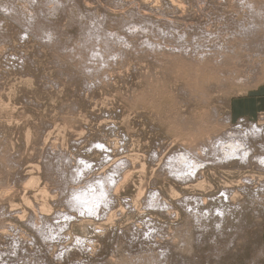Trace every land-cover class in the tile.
I'll return each mask as SVG.
<instances>
[{"label": "rangeland", "instance_id": "rangeland-1", "mask_svg": "<svg viewBox=\"0 0 264 264\" xmlns=\"http://www.w3.org/2000/svg\"><path fill=\"white\" fill-rule=\"evenodd\" d=\"M237 1L0 0V264H264L261 164L204 154L220 138L264 127L259 114L253 126H238L228 108L231 99L264 87V55L253 60L258 81L250 75L213 89L217 80L203 75L212 89H197L194 98L183 90V68L165 62L179 47L188 58L206 45L197 43L208 29L218 34L247 23ZM38 24L47 27L36 32ZM82 26L97 35L90 29L87 37ZM85 38L106 44L98 61ZM258 137L248 136L264 143V134ZM173 160L181 170L171 168ZM96 183L106 193H96ZM69 196L81 199L67 204ZM82 201L87 207L75 204Z\"/></svg>", "mask_w": 264, "mask_h": 264}, {"label": "bare ground", "instance_id": "bare-ground-1", "mask_svg": "<svg viewBox=\"0 0 264 264\" xmlns=\"http://www.w3.org/2000/svg\"><path fill=\"white\" fill-rule=\"evenodd\" d=\"M233 1V0H232ZM237 1V0H236ZM237 2H240L239 4L241 5V7L240 8H245L246 10L244 11V15H245V19H248V21H247V23H244L243 21H240V22H238L237 23V26H235L234 27V29H231L233 26L232 25H230V26H232V27H229V28H226V27H223V29H222V31L220 32V33H218V34H216V33H214V32H210V30L208 31H206V32H203V34H204V36L203 37H205V36H207V38H203L202 37V39H200V42H198L197 44H200V43H202L203 41H205L206 42V45H200V46H198V47H196V49H193V52H192V54L190 55V57H185L184 55L186 54V52L187 51H189V50H185V48H182V47H179V50H178V52L175 50V52L174 53H176V54H173V53H171L170 52V55L167 57V59H166V64H167V69H169L168 68V64L171 62V61H173V60H176L177 61V65H178V67H176V69H178L179 67H181V69L183 68V71H184V75L186 74V76H185V78H184V80H186L185 81V87H183V90H186V92H187V90L190 92V95H191V93L193 94V92H196L197 91V89L200 91L199 93H201V94H203L204 95V93L206 92V91H209L208 90V88H211L210 86H203V79H202V77L201 76H203V75H205L206 76V78H211V79H215V80H217V81H214V82H216V83H218V85L217 86H215V85H213L212 86V84H211V86L213 87V89L214 88H222V86H223V84L225 83V86H223V87H226V81L227 80H229L230 82H235L236 83V85L237 84H239L238 82H247V79L250 77V75H251V78L253 77V75H254V73L256 72H259V69H260V67L259 68H257V67H253V60L254 59H258L259 58V56L260 55H262V56H260V57H263V55H264V0H238ZM236 2V3H237ZM233 3V2H232ZM234 4V3H233ZM237 6H238V4H237ZM236 6V7H237ZM234 8V7H233ZM234 10V12L235 11H237V10H235V9H233ZM232 11V10H231ZM233 12V13H234ZM232 13V12H231ZM230 13V14H231ZM235 13H237V12H235ZM233 15V14H232ZM242 15H243V13H242ZM234 16H235V14H234ZM233 17V16H232ZM236 17V16H235ZM243 17V16H242ZM228 18H229V16H228ZM237 18V17H236ZM227 19V18H226ZM32 20V19H31ZM229 20V19H228ZM234 20H236V19H234ZM239 20V19H238ZM241 20V19H240ZM244 20V19H243ZM33 21V20H32ZM226 21V20H225ZM28 22V21H27ZM230 23H232L231 22V20H230ZM88 24V23H87ZM229 24V23H228ZM45 24H43V25H41V27H43ZM86 25V24H85ZM234 25V24H233ZM29 26V25H28ZM87 26H89V24L87 25ZM227 26H229V25H227ZM39 24L37 25V31L36 32H38L39 30H42V29H44V28H41V27H39ZM44 27H47V25H45ZM83 27V26H82ZM86 26H84L83 28H85ZM27 28V27H26ZM30 28H32V27H30ZM29 28V29H30ZM33 28H34V26H33ZM32 28V29H33ZM36 28H34V29H36ZM52 28V27H51ZM82 28V29H83ZM39 29V30H38ZM48 30H51V29H49V28H47ZM87 28H85V29H83V33H84V30H86ZM90 29H91V31H92V28L91 27H89V30H86L87 31V33L85 34L87 37L89 36L90 37V35H92V37H93V35H94V37H95V34H93V31H92V33H90V35L88 34L89 32H90ZM28 30V29H27ZM204 30V29H203ZM46 31V30H45ZM41 32V31H40ZM52 32V31H51ZM45 32H44V30H43V32L41 33V34H44ZM48 32H46V34H47ZM82 33V34H83ZM164 33V31L162 32V34ZM40 34V35H41ZM192 34H198V33H192ZM38 35H39V33H38ZM97 35V34H96ZM43 36H45V35H42V37ZM85 36V37H86ZM162 36V35H161ZM167 36V35H166ZM194 36V35H193ZM126 37H128V36H126ZM196 37H199V35L197 36L196 35ZM41 38V37H40ZM44 38V37H43ZM42 38V39H43ZM80 38H82V40L84 39L83 38V36H81ZM96 38H98V36H96ZM94 39L95 41H91L92 40V38H91V40H87V38H85L86 40L85 41H87L84 45H86L87 43H88V41L92 44V42H94L92 45H94V47H90L89 49V52H91L90 54H91V56H93V58L94 59H96L97 61H98V57H102V54L107 50V47H106V44H104V43H106V42H108V41H106V39H104L103 37H102V39H100L101 38V36H99V38L98 39H100L101 41H103V39H104V43H102L100 40H99V42H98V40L97 39ZM168 38V37H167ZM167 38H165V39H163L162 40V42L164 41V43H166V41L168 40ZM171 38H173V37H171ZM175 38V37H174ZM199 38H201V37H199ZM89 39V38H88ZM110 38H108V40H109ZM180 39V38H179ZM45 40H47V37H46V39ZM115 40V39H114ZM126 40V39H125ZM172 40V39H171ZM171 40H169L168 42H170ZM176 40V39H175ZM178 40V39H177ZM197 40V39H196ZM195 40V41H196ZM50 41H54L55 42V40H50ZM49 41V42H50ZM80 41V40H79ZM106 41V42H105ZM110 41V40H109ZM148 41V40H147ZM152 41V40H151ZM150 41V42H151ZM181 41H186V40H183V39H181ZM198 41V40H197ZM83 42H81L82 44H83ZM95 42H97V43H95ZM167 42V43H168ZM172 42H173V40H172ZM180 42V41H179ZM187 42V41H186ZM81 43H79V46H80V44ZM102 44L101 45V47H102V49H101V47H98L97 48V44L98 45H100V44ZM136 43V42H135ZM143 43V42H142ZM141 43V44H142ZM152 43V42H151ZM150 43V44H151ZM157 43V42H156ZM159 43H161V41L159 42ZM163 43V44H164ZM166 43V45H168L167 47H169V45L170 46H172L171 45V42L169 43V44H167ZM204 43V42H203ZM50 44H52V43H50ZM81 44V45H82ZM125 44V43H124ZM126 44H128V43H126ZM145 44H146V41H145ZM154 44V43H153ZM162 44V43H161ZM173 44H175V43H173ZM182 44H184V43H182ZM189 43H187V45H188ZM193 44H195V43H193ZM56 45V44H55ZM55 45H53L54 47H55ZM138 45V44H137ZM152 45V44H151ZM160 45V44H159ZM51 46V45H50ZM52 46V47H53ZM117 46V45H116ZM126 46V45H125ZM124 46V47H125ZM130 46H132L131 45V42H130V45H128V46H126V48L127 47H129L130 48ZM139 46V45H138ZM137 46V47H138ZM144 46V44L142 45V47ZM147 46V45H146ZM146 46H144V48L146 47ZM154 46V45H153ZM163 46H165V45H163ZM163 46H162V48H163ZM181 46V45H180ZM61 47H62V45H61ZM66 48V46H63V48ZM120 47V46H119ZM118 47V48H119ZM121 47H123V46H121ZM123 47V48H124ZM141 47V48H142ZM150 47V46H149ZM152 47V46H151ZM155 47V46H154ZM158 47V46H157ZM174 47H176V45L174 46ZM178 47V46H177ZM64 48V49H65ZM82 48V47H81ZM80 47H79V49H81ZM85 48V47H84ZM87 48V47H86ZM117 49V47H115L114 46V49ZM156 48V47H155ZM155 48H153V50H155ZM162 48H160V49H162ZM165 48H166V46H165ZM110 49V48H109ZM140 49V48H139ZM146 49H148V47L146 48ZM168 49V48H167ZM117 50H119V49H117ZM131 50H134V48H132ZM153 50L151 51V49L149 48V50L148 51H151V52H153ZM170 50V49H169ZM172 50H174V49H172ZM199 50V51H198ZM64 51V50H63ZM116 51V50H115ZM115 51H112V52H115ZM140 51V50H139ZM147 51V50H146ZM147 51V52H148ZM155 51H157V50H155ZM161 51V50H160ZM165 51H167V50H165ZM65 52V51H64ZM66 52H68V50H66ZM78 52V51H77ZM119 52H120V50H119ZM191 52V51H190ZM193 53H194V55H193ZM117 54V53H116ZM172 54L174 55V56H172ZM117 55H120V53L119 54H117ZM188 55V54H187ZM143 56V55H142ZM149 57V56H148ZM147 56L145 57V58H148ZM152 57V56H151ZM70 58V57H69ZM105 59V58H104ZM107 59H108V57H107ZM111 60H113V59H110V61ZM162 60V59H161ZM263 60V63H264V58L262 59ZM259 61V60H258ZM103 62V61H102ZM107 62V61H106ZM159 62H160V60H159ZM165 62H163V63H165ZM260 62V61H259ZM259 62H257V60H256V63L258 64L257 66H261V65H263V63H261V65H259ZM98 63V62H97ZM99 63H100V61H99ZM98 63V66L99 65H101V64H99ZM163 65V64H162ZM100 67V66H99ZM262 67H264V66H262ZM261 67V68H262ZM87 68V67H86ZM170 69H172V68H170ZM263 69V68H262ZM262 69H260L261 70V72L263 71L264 72V70H262ZM171 71V70H170ZM169 71V72H170ZM168 72V73H169ZM172 72H175L174 70L172 71ZM260 72V73H261ZM64 73V72H63ZM259 73V74H260ZM258 74V73H257ZM258 74V75H259ZM262 74H264V73H262ZM261 74V75H262ZM263 76V75H262ZM93 77H95V76H93ZM205 78V79H206ZM250 78V79H251ZM257 78V81H258V79H260V77L258 78L257 77V75H254V80ZM249 79V80H250ZM223 80H226V81H223ZM262 80V79H261ZM260 80V81H261ZM252 81V80H251ZM208 82V81H207ZM221 82H224V83H220ZM249 82V81H248ZM250 83V82H249ZM206 84V83H205ZM219 84L220 85H222L221 87H219ZM242 84H244L245 85V83H241V85ZM251 84V83H250ZM249 84V85H250ZM253 84V83H252ZM256 84V83H255ZM247 85V84H246ZM249 85H247V86H249ZM199 86V87H198ZM215 86V87H214ZM251 86V85H250ZM196 87H198V88H196ZM205 87V89H203L202 90V88H204ZM185 88V89H184ZM200 88V89H199ZM180 89H181V87H180ZM212 89V88H211ZM184 93H185V91H183ZM188 92V93H189ZM188 93H185L186 95L185 96H187V94ZM189 95V94H188ZM189 95V96H190ZM193 95H195V94H193ZM193 95H191L192 97H193ZM206 95V94H205ZM205 99H206V97L205 96H203ZM194 98V97H193ZM203 101H206V100H204L203 99ZM259 118H263V121H264V114L262 113V112H260L259 113ZM184 119V118H183ZM214 120H215V118H213ZM227 122H229V120L231 121V115H230V113H228L227 114ZM237 123H238V126L240 125V124H242V126H244L243 124H247L248 126H249V123H250V125H252L253 126V124H251V123H253V122H251L250 120H248V119H245V118H240L238 121H237ZM258 124V123H257ZM257 124H255V125H257ZM246 125V126H247ZM196 127V126H195ZM250 127V126H249ZM249 127L248 128H245V129H248L249 131H247V132H244L243 130H241V135H239V133H240V131L238 132L237 130V133H238V136H241L240 138L239 137H235V134H237V133H235L236 131H234V132H232L233 130H234V128L232 129V131H230V128H229V131L230 132H232V134L233 133H235L234 134V136H232L231 138H229V139H227L226 137H225V139L224 138H220L219 139V145H217L218 143H216V144H213L214 146H213V148H210V150H207L204 154H206L207 152V154H206V156L209 154H211L213 157H216V158H219V160L221 161H225V160H229V159H233L232 157H235V158H237V159H239L238 161H241V159L242 158H244V160H246L245 159V157H247L248 158V160L249 161H257V163L258 164H261V166L259 165L258 166V164L256 165V166H258V170L259 171H261L262 172V170H264V143H258V144H251V141H250V138H248V136H250L251 138L252 137H254V138H257L258 136L257 135H259V137H260V133H263L264 134V127L262 128L261 126V128H257V127H255L254 129H253V127L252 128H250V129H252V130H250L249 129ZM198 128V127H197ZM203 128V127H202ZM236 129V128H235ZM261 129L263 130V132L261 131ZM192 130V129H191ZM217 130V129H216ZM223 131V130H222ZM244 133H243V132ZM246 131V130H245ZM197 132V131H196ZM216 132H218V131H216ZM219 132H221V131H219ZM218 132V133H219ZM229 132V133H230ZM190 133V132H189ZM224 134H225V132H223ZM196 134V133H195ZM194 134V135H195ZM224 134H222V135H224ZM231 134V133H230ZM245 135L247 138H244V137H242L243 135ZM192 136H193V134H191ZM213 135H215V134H213ZM213 135H211V136H213ZM216 135H218V136H220L219 134H216ZM252 135V136H251ZM192 136H190V137H192ZM257 136V137H256ZM258 137V138H259ZM209 138V137H208ZM213 138H214V136H213ZM210 139V138H209ZM215 139V138H214ZM244 139H246V140H248V141H250V142H246V141H244ZM212 140V139H211ZM216 140V139H215ZM208 141V140H207ZM221 141V142H220ZM243 141V142H242ZM210 142V141H209ZM215 142H217V141H214L213 143H215ZM203 144V142L201 143H199V145H198V143L195 145V144H193V145H195V147H193V145H192V147H193V150H195V152L198 150H200L201 151V145ZM209 144V146H211L210 145V143H208ZM225 144V145H224ZM245 146L244 148H242V146ZM247 145H248V147H247ZM255 146H258L259 148H260V150H262V151H260V150H258V151H260L261 152V154H260V152H258V151H253L254 149H255ZM191 147V146H190ZM191 147V148H192ZM204 148V147H203ZM241 148H242V150H241ZM245 149V150H244ZM181 151H183L182 150V148L180 149ZM189 150H190V148H189ZM192 150V149H191ZM240 150V151H239ZM177 154H178V152H176ZM251 153H254V154H251ZM197 154V153H196ZM173 156V155H172ZM184 156H186L185 155V152H184ZM195 156V155H194ZM238 156V157H237ZM179 158H181V156L179 157ZM178 158V159H179ZM199 159V158H198ZM209 159V158H208ZM251 159V160H250ZM181 160V159H180ZM197 160V159H196ZM195 160V161H196ZM201 157H200V162H201ZM214 160V159H213ZM213 160H211V162L213 161ZM218 160V159H217ZM218 160V161H219ZM198 161V160H197ZM208 161H210V160H208ZM220 161H219V163H220ZM173 162H175L174 160L173 161H171V162H169L170 164V166H171V163H172V165H173ZM179 162V161H178ZM193 162H194V159H193ZM246 162V161H245ZM168 163V161L166 162V164ZM183 163V162H182ZM187 163H190V160L187 162ZM186 163V164H187ZM210 163V162H209ZM213 163V162H212ZM215 163V162H214ZM224 163V162H223ZM241 163H243V161L241 162ZM249 163V162H248ZM248 163L246 164V165H248ZM175 164V163H174ZM180 164V166H181V162L179 163ZM185 164V163H184ZM186 164L184 165V167L186 166ZM191 164L193 165V163L191 162ZM195 164H197V163H194V165ZM222 164V163H221ZM226 164H228V163H226ZM237 165L238 164H240V162L238 163H236ZM250 164H252V162H250ZM189 165V164H188ZM191 165V166H192ZM201 165H202V163H201ZM204 165V164H203ZM245 165V163H244V166H246ZM255 165V164H254ZM182 166H183V164H182ZM181 166V167H182ZM190 166V167H191ZM50 165H48V169H50V170H52V168L50 167ZM174 167H177V166H171V168H174ZM184 167H182L183 169H184ZM188 168H189V166H187ZM186 167V168H187ZM192 167H194V166H192ZM259 167H261V168H259ZM78 168V167H77ZM170 168V167H169ZM178 168V167H177ZM180 168V167H179ZM178 168V169H179ZM195 168L197 169V167H196V165H195ZM234 168H235V166H234ZM84 169V168H83ZM190 169V168H189ZM200 169V168H199ZM56 170V169H55ZM81 170H82V166H81ZM177 170V169H176ZM180 170H181V168H180ZM185 170V169H184ZM192 172H195L193 169H190ZM183 172V171H182ZM181 172V173H182ZM186 172V171H185ZM184 172V173H185ZM79 173V172H78ZM170 173L172 174L173 173V171H171L170 170ZM180 173V174H181ZM177 174V173H176ZM79 175V174H78ZM178 175H179V173H178ZM183 175V174H182ZM81 176V175H80ZM256 176H258L257 174L255 175V177ZM177 177V176H176ZM179 177V176H178ZM177 177V178H178ZM189 177H190V175H189ZM244 177V176H243ZM242 177V178H243ZM245 177H247V176H245ZM254 177V176H253ZM254 177V178H255ZM180 179H182L181 177H179ZM185 178V177H184ZM251 178V177H250ZM250 178H248V179H250ZM257 178V177H256ZM255 178V179H256ZM174 179V178H173ZM179 179V180H180ZM186 179H188V178H186ZM245 179H247V178H245ZM247 179V181H252L251 179L250 180H248ZM259 179V181H260V178H257L256 180H258ZM99 180V179H98ZM241 180V179H240ZM256 180H253V181H256ZM242 181L244 182L245 180H241L239 183H242ZM98 183H99V181H97ZM238 182V181H237ZM246 182V181H245ZM258 182V181H257ZM261 182L263 183L262 185H261ZM260 183V191L259 192H261V190H262V188L261 187H264L263 185H264V179L262 178V181H260L259 182ZM93 184V183H92ZM91 184V185H92ZM243 184V183H242ZM245 184V183H244ZM88 185V184H87ZM90 185V186H91ZM86 187V186H85ZM95 187H99L100 188V185H97V183H96V186H94L93 188H95ZM107 187V186H106ZM88 189H89V187H87ZM91 188H92V186H91ZM104 188V187H103ZM86 189V188H85ZM97 188H95V190H96ZM84 190V189H83ZM90 190V192H91V189H89ZM93 190V189H92ZM99 191L101 190V189H98ZM98 190H96L97 192L96 193H98ZM75 191V189L72 191V192H74ZM77 191H78V189H77ZM80 192L82 191V189L81 190H79ZM78 191V195L77 196H79V195H81L82 193H80ZM86 191L88 192V190L86 189ZM86 191H85V193H86ZM103 191H105V190H103ZM257 191L258 190H256V192H253V193H256V194H263V193H257ZM71 192V193H72ZM76 192V191H75ZM74 192V195L75 194H77V193H75ZM84 192V191H83ZM89 192V193H90ZM101 192H102V190H101ZM93 193H95V192H91V194H93ZM104 193H106V192H104ZM103 192L101 193V195L102 194H104ZM98 194H100V193H98ZM98 194H96L95 196H97L98 198H100L101 197V195H98ZM234 194V193H233ZM232 194V195H233ZM255 194V195H256ZM71 195V194H70ZM87 195V194H86ZM94 195V194H93ZM89 196V198L90 197H92V195L90 196V194H88L87 195V197ZM234 196H236V195H234ZM252 196V195H251ZM259 196V198H260V200H264L263 199V195H261V196H263L262 197V199H261V197H260V195H258ZM72 197H73V195H72ZM97 197H95L96 199H97ZM103 197V196H102ZM102 197H101V199H102ZM225 197V196H224ZM253 197H255V196H253ZM256 197H257V195H256ZM69 198L70 199H68V200H70V201H68V202H70V203H68L67 202V204H73V202L71 203V201H73V200H76V201H79L80 199H81V197H80V199H74L75 198V196H74V198L72 199L70 196H69ZM83 198V197H82ZM88 198V199H89ZM95 198H94V201H96L95 200ZM258 198V197H257ZM93 198H91V202L93 201L92 200ZM84 200V199H83ZM85 200H87V198L85 197ZM97 200H100V199H97ZM88 201V200H87ZM102 201V200H101ZM101 201H97L96 203H98V202H101ZM104 201V200H103ZM251 201H252V199H251ZM251 201H249V202H251ZM78 203H82L83 204V201L82 202H76L75 204H78ZM95 203V202H94ZM252 203H253V201H252ZM252 203H250V204H252ZM87 204V202L85 201V203L83 204V205H86ZM90 204V203H89ZM88 204V205H89ZM93 204V203H92ZM100 204V203H99ZM101 204H102V202H101ZM263 204H264V201H263ZM104 205V204H103ZM75 206V205H74ZM73 206V207H74ZM91 206H93V209L96 211L97 209H96V207H95V205L93 204V205H91ZM97 206H98V204H97ZM254 206V205H253ZM259 206V205H258ZM77 207V206H76ZM84 207H87V205L86 206H84ZM89 207V206H88ZM95 207V208H94ZM83 208V207H82ZM90 209H91V207H89ZM98 208V207H97ZM89 209V210H90ZM82 210V209H81ZM86 210L88 211V208H86ZM94 210H90V211H94ZM89 212V211H88ZM196 212H198V211H196ZM201 212H198V214L196 215V216H198V215H200L201 216V214H200ZM192 214V213H191ZM191 214H189V215H191ZM192 215H194V221L196 222V223H198L199 224V222H197L196 220H195V214H192ZM205 215V214H204ZM192 217V216H191ZM192 219H193V217H192ZM198 220V219H197ZM186 226V225H185ZM188 226V225H187ZM182 240H185V239H183L182 238ZM149 254H147V255H143V256H148ZM152 255V254H151ZM151 255H149V256H151ZM140 256V255H139ZM139 256H138V258H139ZM142 256V257H143ZM148 256V257H149ZM154 256H156V255H154ZM158 256V255H157ZM141 257V258H142ZM132 258V257H131ZM140 258V259H141ZM150 258L151 257H149L148 259H147V263L150 261ZM152 258H155V257H153L152 256ZM157 258V257H156ZM135 258H133V260H134ZM142 259H144V257L142 258ZM146 259V258H145ZM144 259V260H145ZM158 259H160V257L158 256ZM130 260V261H129ZM129 264L131 263V261H132V259H130L129 258ZM136 261H138V263H140V261L142 262V260H140L139 261V259H135ZM134 260V261H135ZM143 260V261H144ZM149 260V261H148ZM155 260L156 259H154V261L153 260H151V261H153V262H151L150 261V263L149 264H153L154 262H155ZM133 262V261H132ZM160 262H162V261H160ZM160 262H155V263H159V264H162V263H160ZM136 262H134V264H135ZM154 263V264H155ZM133 264V263H132Z\"/></svg>", "mask_w": 264, "mask_h": 264}, {"label": "crops", "instance_id": "crops-1", "mask_svg": "<svg viewBox=\"0 0 264 264\" xmlns=\"http://www.w3.org/2000/svg\"><path fill=\"white\" fill-rule=\"evenodd\" d=\"M232 120L245 118L254 120L260 112H264V87L253 88L249 94L239 95L231 99L228 105Z\"/></svg>", "mask_w": 264, "mask_h": 264}]
</instances>
